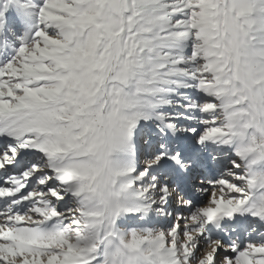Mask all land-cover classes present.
<instances>
[{
  "label": "snow or ice",
  "instance_id": "1",
  "mask_svg": "<svg viewBox=\"0 0 264 264\" xmlns=\"http://www.w3.org/2000/svg\"><path fill=\"white\" fill-rule=\"evenodd\" d=\"M29 6L0 57V264H264V0Z\"/></svg>",
  "mask_w": 264,
  "mask_h": 264
},
{
  "label": "rangeland",
  "instance_id": "2",
  "mask_svg": "<svg viewBox=\"0 0 264 264\" xmlns=\"http://www.w3.org/2000/svg\"><path fill=\"white\" fill-rule=\"evenodd\" d=\"M31 2L34 3V0ZM29 5L30 0H0V11L3 12V16L0 17V21L3 22V25L0 26V44L5 45L0 57L13 54V49L7 47V41L18 45L19 41L15 38L28 30L25 20L28 13L33 11ZM31 18L35 19L34 14Z\"/></svg>",
  "mask_w": 264,
  "mask_h": 264
}]
</instances>
